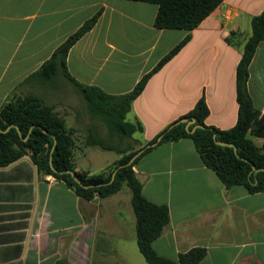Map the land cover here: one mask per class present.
<instances>
[{
	"label": "crops",
	"instance_id": "0c3cea01",
	"mask_svg": "<svg viewBox=\"0 0 264 264\" xmlns=\"http://www.w3.org/2000/svg\"><path fill=\"white\" fill-rule=\"evenodd\" d=\"M264 0H223L195 28H158V4L141 0H0V107L10 97L34 94L73 130L74 164L101 173L122 153L88 144L89 135L119 138L93 116L78 86L63 73L32 76L86 20L94 26L67 54L77 82L111 94L126 93L175 45L180 50L148 80L126 119H139L146 143L204 97L208 125L232 127L238 116L236 67L251 19ZM248 90L264 114V38L249 66ZM131 114V117L128 116ZM264 147V137L250 134ZM136 136V138H135ZM116 144V143H115ZM128 147V146H127ZM143 194L169 207V222L153 247L178 259L204 247L199 264H264V191L227 187L204 164L190 137L153 146L134 164ZM149 264L139 250L131 190L86 200L63 180L38 170L29 155L0 166V264Z\"/></svg>",
	"mask_w": 264,
	"mask_h": 264
},
{
	"label": "trees",
	"instance_id": "16d2710c",
	"mask_svg": "<svg viewBox=\"0 0 264 264\" xmlns=\"http://www.w3.org/2000/svg\"><path fill=\"white\" fill-rule=\"evenodd\" d=\"M141 1L158 4L156 27L193 29L223 0ZM99 14L100 12H97L70 34L32 76L49 81L59 73H63L75 82L89 112L107 125L109 134L116 135L119 139L132 138L133 133L144 131L139 119L135 121L126 119L133 101L141 94L149 78L180 50L189 36L165 54L151 71L142 76L132 90L122 94H111L97 86L77 82L71 77L66 64L70 48L94 26ZM251 29L252 32L244 43L236 67L238 116L232 127L221 129L208 125L205 119L209 114V107L206 99L201 97L188 113L178 118L194 116L196 121L189 126L190 129L195 124L204 126L196 128L193 132L186 129V122L171 126L177 119L136 148L131 145L123 147L89 135L88 144H98L103 148L122 153V156L103 172L93 174L87 170L76 169L73 156V130L66 126L64 117L59 115L51 104L34 94L16 95L7 99L0 107L1 129L6 130L11 125L20 129V133L15 126L6 131L0 130V166L29 155L39 171L63 180L77 195L86 200L107 197L127 186L131 190V204L136 216L137 243L145 260L149 264H199L207 252L204 247H193L181 252L178 259L162 256L153 247V241L161 235L163 228L169 222V207L166 204L153 202L143 194V183L133 168L137 160L153 146L145 148L131 163L128 162L141 148L155 142L161 134L159 143L190 137L204 164L214 170L227 187L243 185L252 193L264 191V170L255 171L251 166V163H254L257 168H264V147L257 146L249 135L250 133L264 137V114L258 118L259 111L248 90L249 66L257 46L264 38V9L252 17ZM214 132L217 133L218 140L233 143L238 155L232 146L216 143ZM23 137H26V140ZM54 138H56L55 145ZM50 155H52V166ZM64 169L73 170L86 186H81L70 173L56 171ZM115 170V177L109 182ZM56 264H67V261L58 259Z\"/></svg>",
	"mask_w": 264,
	"mask_h": 264
},
{
	"label": "water",
	"instance_id": "95a60500",
	"mask_svg": "<svg viewBox=\"0 0 264 264\" xmlns=\"http://www.w3.org/2000/svg\"><path fill=\"white\" fill-rule=\"evenodd\" d=\"M195 121H196V118L194 117V116H190V117H183V118H180V119H178L177 121H175L171 126H173V125H175V124H178V123H180V122H186V125H185V127H186V129L189 131V132H193L196 128H198V127H201V128H203L204 126L202 125V124H195L191 129L189 128V126L191 125V124H193V123H195ZM12 126H15V125H11V126H9L6 130H8L10 127H12ZM16 128H17V130L19 131V133H20V129L17 127V126H15ZM0 130H2V131H6V130H3V129H1V127H0ZM43 131L44 132H46V133H48L45 129H43ZM216 132H214V134H213V137H214V140H215V142L216 143H218V144H220V145H227V146H232L233 148H234V151L236 152V154L238 155V153H237V149H236V146L233 144V143H230V142H226V141H223V140H218L217 139V137H216ZM161 138H162V134L157 138V140L155 141V142H152V143H150V144H147L145 147H143V148H141L131 159H130V161L128 162V163H131L139 154H141L144 150H145V148H147V147H150V146H155L157 143H159V141L161 140ZM23 139L24 140H26V137H23ZM55 143H56V138H54V145H55ZM50 164H51V166H52V155H50ZM251 166H252V168L255 170V171H260V170H264V168H257L256 166H255V164L254 163H251ZM55 170V169H54ZM57 172H59V173H70L71 175H72V177L74 178V180H76L81 186H86L85 184H83L82 183V181L78 178V176L76 175V173L73 171V170H71V169H64V170H56ZM115 172H116V170L112 173V176H111V180L109 181V182H111L113 179H114V177H115Z\"/></svg>",
	"mask_w": 264,
	"mask_h": 264
},
{
	"label": "rangeland",
	"instance_id": "374dc122",
	"mask_svg": "<svg viewBox=\"0 0 264 264\" xmlns=\"http://www.w3.org/2000/svg\"><path fill=\"white\" fill-rule=\"evenodd\" d=\"M128 117L130 118L131 114ZM135 135H137V133H135ZM135 138H136V136H135ZM112 141L114 143L120 145V146H123V147H127L128 145H131L134 148L139 147V144H137V142L133 141L131 138H125V139L116 138Z\"/></svg>",
	"mask_w": 264,
	"mask_h": 264
}]
</instances>
